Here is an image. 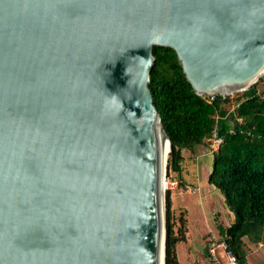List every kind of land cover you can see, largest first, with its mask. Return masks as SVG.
Here are the masks:
<instances>
[{
	"label": "water",
	"instance_id": "1",
	"mask_svg": "<svg viewBox=\"0 0 264 264\" xmlns=\"http://www.w3.org/2000/svg\"><path fill=\"white\" fill-rule=\"evenodd\" d=\"M153 47L246 91L264 0H0V264H164Z\"/></svg>",
	"mask_w": 264,
	"mask_h": 264
},
{
	"label": "trees",
	"instance_id": "2",
	"mask_svg": "<svg viewBox=\"0 0 264 264\" xmlns=\"http://www.w3.org/2000/svg\"><path fill=\"white\" fill-rule=\"evenodd\" d=\"M152 54L148 87L171 145L166 176L174 172L181 177L183 153L203 146L217 126L223 143L211 152L207 182L233 214L230 225H216L218 239L225 241L238 264H246L248 244L264 245V76L233 97L211 99L193 91L172 49L153 47ZM172 219L167 191L164 264H179L176 245L186 240V219L179 216L176 228Z\"/></svg>",
	"mask_w": 264,
	"mask_h": 264
},
{
	"label": "rangeland",
	"instance_id": "3",
	"mask_svg": "<svg viewBox=\"0 0 264 264\" xmlns=\"http://www.w3.org/2000/svg\"><path fill=\"white\" fill-rule=\"evenodd\" d=\"M228 96L233 97L234 94ZM231 108L229 107L230 110ZM183 156L181 177L174 172H170L167 177L165 169L164 208L166 192L170 191L175 228L179 216L186 219V227L187 221L191 227L189 244L180 248V256L186 258L189 250L193 254V261L202 263L207 254L204 243L207 244L211 235L218 238L216 225H230L233 222V214L227 209L220 192L207 182L211 171L212 153L205 143L203 146H197L192 152H184ZM201 235L204 236L203 239L200 238ZM215 252L218 260L225 262L224 251L217 248ZM209 262L207 260L205 264H210ZM255 262L254 264H257Z\"/></svg>",
	"mask_w": 264,
	"mask_h": 264
},
{
	"label": "built area",
	"instance_id": "4",
	"mask_svg": "<svg viewBox=\"0 0 264 264\" xmlns=\"http://www.w3.org/2000/svg\"><path fill=\"white\" fill-rule=\"evenodd\" d=\"M211 99L216 95H210ZM224 98V97H223ZM238 121H241L238 119ZM223 143V139L218 132L217 126H214L211 134L205 139V145L210 150V152L216 150V148ZM165 180V179H164ZM173 184V183H172ZM207 256L209 261L212 264H238L236 255L230 251L223 240H219L214 236H210L207 242ZM221 248L224 251V255L226 257L225 262H220L216 255V249Z\"/></svg>",
	"mask_w": 264,
	"mask_h": 264
},
{
	"label": "crops",
	"instance_id": "5",
	"mask_svg": "<svg viewBox=\"0 0 264 264\" xmlns=\"http://www.w3.org/2000/svg\"><path fill=\"white\" fill-rule=\"evenodd\" d=\"M190 229H191V227L189 226L188 221H187L186 240L184 242L178 243L176 245V254H177L179 264H191L194 262H198L197 260L193 261V259H192L193 254H191V251L188 250V256L184 259L182 258V256H180V252H179L180 248H182L183 246H185L189 242ZM187 234H188V236H187ZM200 238L203 239L204 236L202 237V235H201ZM205 246H206V243H204V247ZM190 250H191V248H190ZM260 251H262V252H260ZM207 260L209 261L208 256H205V258H203V262L200 264H205V262ZM263 260H264V245H262V244H248V250L246 251V264H254L255 261H256L255 263H257V264H264Z\"/></svg>",
	"mask_w": 264,
	"mask_h": 264
},
{
	"label": "bare ground",
	"instance_id": "6",
	"mask_svg": "<svg viewBox=\"0 0 264 264\" xmlns=\"http://www.w3.org/2000/svg\"><path fill=\"white\" fill-rule=\"evenodd\" d=\"M159 137H160V165H161V170L163 173V169H164V166H166V159H167L168 152H169V143L167 140L162 139L161 135ZM165 185H166L165 181L162 182L161 191L165 190L166 188Z\"/></svg>",
	"mask_w": 264,
	"mask_h": 264
}]
</instances>
